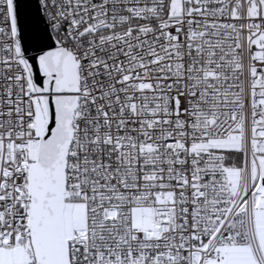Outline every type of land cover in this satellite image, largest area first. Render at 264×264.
I'll list each match as a JSON object with an SVG mask.
<instances>
[{"label": "snow or ice", "instance_id": "6c2138e0", "mask_svg": "<svg viewBox=\"0 0 264 264\" xmlns=\"http://www.w3.org/2000/svg\"><path fill=\"white\" fill-rule=\"evenodd\" d=\"M0 264H264V0H0Z\"/></svg>", "mask_w": 264, "mask_h": 264}]
</instances>
